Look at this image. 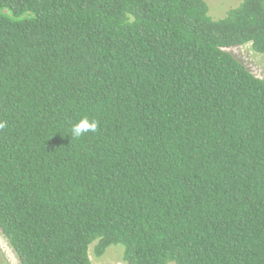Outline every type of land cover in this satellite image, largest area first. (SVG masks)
<instances>
[{"label":"trees","instance_id":"16d2710c","mask_svg":"<svg viewBox=\"0 0 264 264\" xmlns=\"http://www.w3.org/2000/svg\"><path fill=\"white\" fill-rule=\"evenodd\" d=\"M264 0H0V231L21 264H264ZM96 120L75 138L72 125Z\"/></svg>","mask_w":264,"mask_h":264},{"label":"rangeland","instance_id":"374dc122","mask_svg":"<svg viewBox=\"0 0 264 264\" xmlns=\"http://www.w3.org/2000/svg\"><path fill=\"white\" fill-rule=\"evenodd\" d=\"M241 0H206L209 5V13L214 18H219L225 12L236 6ZM238 58L252 73L264 78V54L255 52L250 44L234 46L228 49ZM94 244L89 248L92 264H128L123 260L122 248L112 246L105 250L101 256L94 253ZM0 264H21L16 254L9 245L6 237L0 231Z\"/></svg>","mask_w":264,"mask_h":264},{"label":"clouds","instance_id":"9594fccd","mask_svg":"<svg viewBox=\"0 0 264 264\" xmlns=\"http://www.w3.org/2000/svg\"><path fill=\"white\" fill-rule=\"evenodd\" d=\"M5 125L3 122H0V128H3ZM98 123L96 120H89L88 118H81L75 122L71 127V135L75 138H79L86 133L96 132Z\"/></svg>","mask_w":264,"mask_h":264}]
</instances>
